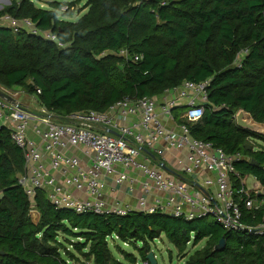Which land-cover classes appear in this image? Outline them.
<instances>
[{"label": "trees", "instance_id": "trees-1", "mask_svg": "<svg viewBox=\"0 0 264 264\" xmlns=\"http://www.w3.org/2000/svg\"><path fill=\"white\" fill-rule=\"evenodd\" d=\"M38 1L10 0L0 19H29L62 46L20 26L0 28V86L34 95L63 120L82 110L105 112L123 98H157L184 81L207 82L202 118L186 123L192 137L241 153L236 170L264 185V136L235 123L239 109L264 123V0H85L76 21L62 16H73L81 0L53 1L49 9ZM23 172L21 151L1 127L0 264H135L162 235L181 259L191 237L195 245L204 240L183 264H264V235L159 211L76 214L54 208L44 190L31 203L19 185ZM31 210L39 212L37 224ZM244 221L264 222L263 210L246 212ZM115 236L137 254L121 249L123 258L114 256ZM221 238L225 247L216 251Z\"/></svg>", "mask_w": 264, "mask_h": 264}, {"label": "built area", "instance_id": "built-area-1", "mask_svg": "<svg viewBox=\"0 0 264 264\" xmlns=\"http://www.w3.org/2000/svg\"><path fill=\"white\" fill-rule=\"evenodd\" d=\"M3 19L15 30L20 26L62 46L55 35L40 31L29 19ZM118 55L130 56L126 50ZM129 58L140 60L139 55ZM206 88L207 82L184 81L157 98H123L105 112L82 110L58 120L40 104L38 111L22 104L20 89L0 86L8 96H0V128L9 131L24 161L19 185L31 203L37 191L44 190L54 208L76 214L159 211L185 221L209 219L227 231L264 235V222L251 227L244 221L246 212L257 210H263L264 221V185L253 177L249 187L235 168L245 157L193 138L186 126L202 118L209 104ZM177 107L184 109L180 122L172 113ZM107 180L115 187L125 185L129 193L138 191L135 208L107 202ZM74 192L85 196L78 199ZM135 264L150 262L145 258Z\"/></svg>", "mask_w": 264, "mask_h": 264}, {"label": "rangeland", "instance_id": "rangeland-1", "mask_svg": "<svg viewBox=\"0 0 264 264\" xmlns=\"http://www.w3.org/2000/svg\"><path fill=\"white\" fill-rule=\"evenodd\" d=\"M59 1V0H56ZM60 1H72V0H60ZM1 2V0H0ZM42 2V1H41ZM40 2V3H41ZM37 6H38V2ZM83 4V3H82ZM77 8V7H76ZM60 14V12H59ZM61 15V14H60ZM21 93L19 94L18 100L20 102H23L30 110L33 111H38L39 110V103L37 102L36 98L34 95L25 93L22 89L20 90ZM258 140V143H253V145L256 144H262V142ZM264 147V144H262ZM258 146V145H256ZM244 177H246V182L247 185L250 187L251 186V182L253 180V176L252 175H244ZM113 242H115V244L119 245V248H117V245L110 246L112 253L114 254V256H116L117 258L122 259L123 258V253L121 251V249L125 250L128 253H132V254H137L136 251L133 250L132 246L129 245H123V243H121L120 241L114 240ZM204 245V240H202L201 242H199L198 244H193V238H191L190 243L187 244L186 246V250H185V257L184 259H181L178 257L177 255V250L175 249V247L168 243V241L165 239V237L162 235L161 237H159L158 239H155L152 243H150L151 246V252L154 255V258L156 260V264H183L185 262V260L189 257V255H191L195 250L200 249L202 246Z\"/></svg>", "mask_w": 264, "mask_h": 264}, {"label": "crops", "instance_id": "crops-1", "mask_svg": "<svg viewBox=\"0 0 264 264\" xmlns=\"http://www.w3.org/2000/svg\"><path fill=\"white\" fill-rule=\"evenodd\" d=\"M53 1H56V0H40V1H38V6L41 7V8L49 9V6L48 5H49L50 2H53ZM72 1H75V0H72ZM59 2H62V3L65 2L66 3V1H60V0H59ZM67 2H71V1H67ZM82 3L84 4L85 3V0H81L80 3L75 4V9H74L73 16H71V17L62 16V19L76 21L77 18L80 15H82L83 13H85V11H86V10H83L82 12H79L80 11V8L83 6ZM9 4H10V0H1V2H0V9L1 8L3 9L5 6H7ZM36 5H37V3H36ZM165 97H167V95ZM161 100H163V98L159 99V102H161ZM21 103L24 104L23 102H21ZM183 111H184V109H180V107H177V108H175V109L172 110V113H173V115L175 117V120L177 122H180L179 115H181V113ZM176 114H177V116H176ZM175 120H174V122L176 123ZM174 122H173V124H175ZM76 153H77L78 156L82 157L78 152H76ZM84 160L86 161V159H84ZM137 192L138 191L133 192V193H129L127 191V187L125 185L120 186V187H115L112 184V182H110L109 180H107V182H106V189H105V199L109 203H112L114 201H118V202H121L123 204H127V205L135 208V206H136V196H137L136 194H137ZM74 195L78 199H83L84 196H85L83 193H80V192H74Z\"/></svg>", "mask_w": 264, "mask_h": 264}, {"label": "water", "instance_id": "water-1", "mask_svg": "<svg viewBox=\"0 0 264 264\" xmlns=\"http://www.w3.org/2000/svg\"><path fill=\"white\" fill-rule=\"evenodd\" d=\"M2 9V8H1ZM0 9V10H1ZM12 26V22L7 19H0V28H10ZM0 96H4V98H8L5 94H2L0 92ZM235 123L239 128H242L244 130H248L249 132H252L257 135L264 136V123L256 122L253 117L246 111L239 109L235 114ZM247 148L250 149V147L247 145ZM253 163V161H252ZM30 218L31 221L34 224H37L39 221V212L36 210L30 211ZM225 247V241L224 238H221L218 242V244L215 246V250L219 251ZM146 259L149 260L150 264H156V260L154 258V255L152 252H149L146 255Z\"/></svg>", "mask_w": 264, "mask_h": 264}]
</instances>
